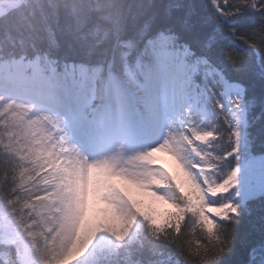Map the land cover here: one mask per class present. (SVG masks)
Returning a JSON list of instances; mask_svg holds the SVG:
<instances>
[{
	"label": "snow or ice",
	"instance_id": "6c2138e0",
	"mask_svg": "<svg viewBox=\"0 0 264 264\" xmlns=\"http://www.w3.org/2000/svg\"><path fill=\"white\" fill-rule=\"evenodd\" d=\"M72 12L77 60L51 27L31 54L0 45V264H234L255 200L264 264V182L250 180L264 157L249 138L264 115V0Z\"/></svg>",
	"mask_w": 264,
	"mask_h": 264
},
{
	"label": "trees",
	"instance_id": "16d2710c",
	"mask_svg": "<svg viewBox=\"0 0 264 264\" xmlns=\"http://www.w3.org/2000/svg\"><path fill=\"white\" fill-rule=\"evenodd\" d=\"M13 1V0H12ZM168 0H15L0 16V45L6 52L19 51V41L23 40L29 54L30 45L43 48L48 40V27L55 33V39L61 45L60 56L67 53V59L74 61L81 52L76 31V16L72 12L75 6L81 16L90 15L93 20L100 16L112 19L131 20L132 17L143 19L146 16L162 14L163 6ZM97 4L102 5L101 11H95ZM52 5L56 7L53 8ZM86 30V29H85ZM17 41L15 49L9 40ZM58 70L64 69L58 65ZM250 153L264 154V115L253 112L249 119ZM259 200L249 203V215H246L237 226L234 264H255L251 252L261 250V232Z\"/></svg>",
	"mask_w": 264,
	"mask_h": 264
},
{
	"label": "rangeland",
	"instance_id": "374dc122",
	"mask_svg": "<svg viewBox=\"0 0 264 264\" xmlns=\"http://www.w3.org/2000/svg\"><path fill=\"white\" fill-rule=\"evenodd\" d=\"M15 0H0V8L6 9L10 6L11 3H14ZM256 158L259 160L260 158L264 157V154L260 155H252L250 158ZM157 161L158 165L163 164L165 167L169 168V170H172L174 168V164L172 160L166 156L165 154H158L157 155ZM250 180L252 183H261L264 182V168L255 167L250 170ZM135 194V193H134ZM167 208L166 205L161 206V210H165ZM251 259L252 262L255 264H260V260L262 259L261 250L252 251L251 252Z\"/></svg>",
	"mask_w": 264,
	"mask_h": 264
}]
</instances>
